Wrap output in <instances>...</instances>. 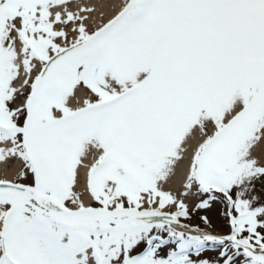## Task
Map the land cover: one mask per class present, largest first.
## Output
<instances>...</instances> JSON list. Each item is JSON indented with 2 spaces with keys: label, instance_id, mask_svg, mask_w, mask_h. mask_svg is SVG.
<instances>
[{
  "label": "snow or ice",
  "instance_id": "obj_1",
  "mask_svg": "<svg viewBox=\"0 0 264 264\" xmlns=\"http://www.w3.org/2000/svg\"><path fill=\"white\" fill-rule=\"evenodd\" d=\"M96 12L0 0V264H264V0Z\"/></svg>",
  "mask_w": 264,
  "mask_h": 264
},
{
  "label": "bare ground",
  "instance_id": "obj_2",
  "mask_svg": "<svg viewBox=\"0 0 264 264\" xmlns=\"http://www.w3.org/2000/svg\"><path fill=\"white\" fill-rule=\"evenodd\" d=\"M85 2L93 4L97 8V12L95 14L96 19L95 23L100 24L102 22H106L108 18L113 14L116 10V6L122 4L124 0H85ZM198 134L193 135V142L198 139ZM0 174H3V165H0ZM166 187H171L172 190L175 191L176 187H178L177 183H172L167 185ZM211 231L221 234L219 231L211 228Z\"/></svg>",
  "mask_w": 264,
  "mask_h": 264
},
{
  "label": "rangeland",
  "instance_id": "obj_3",
  "mask_svg": "<svg viewBox=\"0 0 264 264\" xmlns=\"http://www.w3.org/2000/svg\"><path fill=\"white\" fill-rule=\"evenodd\" d=\"M190 207H191V203H190ZM221 209H222V205H220L218 202L214 203L211 210L194 213L192 215L190 223L193 226H199L201 228H204L205 225L200 220V216L206 215L211 221V228L219 231L221 234H226L228 232V226L224 218L220 215ZM214 254H215L214 252L206 253V255H214Z\"/></svg>",
  "mask_w": 264,
  "mask_h": 264
}]
</instances>
